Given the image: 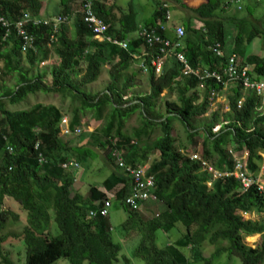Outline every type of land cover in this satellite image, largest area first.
I'll return each mask as SVG.
<instances>
[{
  "label": "trees",
  "instance_id": "obj_1",
  "mask_svg": "<svg viewBox=\"0 0 264 264\" xmlns=\"http://www.w3.org/2000/svg\"><path fill=\"white\" fill-rule=\"evenodd\" d=\"M109 1L102 0L95 4L96 12L112 25L111 35L130 41L128 50L95 40L94 33L85 25L80 12L74 23L75 38L68 35L67 24L63 25L51 47L49 42L53 33L47 26L30 29L38 39V50L27 56L22 53V41L16 35L6 43L1 42L4 31L0 27V65L6 74L20 76L14 89H0V206L3 207L8 198L17 202L27 213V225L20 237L26 246L24 264H57L61 260L70 264H115L123 249L115 241L108 219L87 218L88 211L100 208L106 195L97 187H93L85 197L72 195L69 191L71 183L65 179L66 172L61 164L72 159L94 158V152L90 148L78 150L63 138L60 131L62 112L45 105L21 111H11L6 106V102L14 106L23 103L30 95L39 92L69 94L80 104L70 123L72 130L80 125L83 112H94L96 119L101 121L107 108H111L109 123L102 133L90 137L89 145L104 146V141L111 143L109 136L119 137V147L125 150L124 159L128 165L136 168L149 161L151 155L159 153L150 168V173L156 179L158 200L166 206L159 216L145 220L140 213L128 209L125 200L131 186L123 174L118 176L114 173L105 182L110 190L124 185L118 191L116 201L129 214V219L123 225L124 230L141 236L135 250L137 259L145 264H213V260L204 257L203 245L227 243V247L216 248L214 259L225 251L241 264H264V221L244 220L240 216L243 213H264V196L256 188L243 192L234 178L214 181L210 189L208 182L212 176L203 172L198 162L191 160L190 154L198 150L183 152L171 133V122L175 118L187 125L189 142L196 148L198 142L194 136L200 131L204 133L201 155L218 170L233 169L234 161L228 150L235 144V150L245 149L249 152L248 167L251 174L257 176L258 165L262 161L258 152L264 150V110L258 112V108L260 105L264 107V104L250 93L246 105L239 110L237 103L243 93L241 88L234 89L228 98L231 123L224 126L219 134L214 133L212 129L221 121L220 113L208 115L211 92L214 90L217 95L223 96L222 86L208 83L206 89L201 91L196 78H183L175 56L167 59L161 76H157L151 65L147 64L150 93L143 98L124 101L129 89L133 88L134 78L121 85V77L134 66V54H139L146 47L137 36L130 37L139 30L134 11L117 17L115 5H109ZM223 1L211 0L191 10L194 19L202 24L205 31L194 28L191 23L182 24L186 37L181 40V52L192 69L221 72L225 60L216 58L209 47L216 43L224 47L228 36L226 22L238 21L241 30L235 39V53L241 58L240 66L253 68L250 73L252 81L259 82L261 79L264 82V60L255 56L243 58L248 43L257 37L264 38V29L257 25L247 31L244 20L220 18ZM42 10L41 0H0V14L14 20L25 13L42 17ZM162 14V11L158 14L155 12L154 18L145 25H155L159 17L162 19ZM50 53L60 60L51 72L52 87L45 83L44 76H31L32 73L25 67V62L29 67L44 64ZM104 60L111 62L110 76L113 82L104 94H86L82 89L96 84L102 77ZM164 93L175 96L176 102L163 100L166 111L162 114L159 102ZM137 112L141 115L142 124L129 135L124 131V125ZM156 126L161 127V134L151 142L145 140L151 139ZM38 143L40 150H36ZM40 152L48 161L44 165L38 158ZM53 212L61 231L58 236H53L50 230ZM7 221L17 223L19 216L9 210L0 212V264H13L3 250V244L10 238V235L2 236ZM178 225L182 226L181 236L172 244L159 248L158 232L169 234ZM257 234L262 235L260 248L247 247L244 237ZM248 240L251 243L255 238ZM183 249L191 250L193 260L183 254Z\"/></svg>",
  "mask_w": 264,
  "mask_h": 264
},
{
  "label": "rangeland",
  "instance_id": "obj_2",
  "mask_svg": "<svg viewBox=\"0 0 264 264\" xmlns=\"http://www.w3.org/2000/svg\"><path fill=\"white\" fill-rule=\"evenodd\" d=\"M46 1L48 3V8L50 10H53L55 8V1L58 0H41ZM165 0H112V5H115V13L117 17H119L121 14H128L131 10L134 11L136 14L137 22L138 24L145 25L147 21H150L152 18H154V13L156 11L155 7L157 3L164 2ZM170 2L171 0H167ZM244 6L245 9L239 13L235 12V15L237 16H243L244 19H246V30L253 29L258 24L262 25L264 28V0H261V2H255L251 0H244ZM77 4H74L76 7ZM172 5L174 6V9L172 8V23L173 24H179L181 21H187L188 11L186 10V4L180 5L177 3V0L172 1ZM236 9V6H234ZM76 10L78 11V7H76ZM155 10V11H154ZM70 19V22L66 25L69 28H73L74 24V16L73 11H70L68 13H65ZM43 17H46V13L43 15ZM228 26V38L231 39V33L233 29H237V25L231 24L227 22ZM131 38H134L135 35H131ZM75 38V37H73ZM257 41H261V38H257ZM144 49V48H142ZM46 65L38 64L33 67H29V64H27V69L30 70L32 73L31 76H39L42 75L45 77V83L52 87V78H51V72L53 68H56L59 65L60 60L58 57L50 53L49 59L46 60ZM83 70V65L82 68ZM110 69H111V62L109 60H104V72L100 80L93 85H90L84 89H82L83 92L86 94H92L94 96H97L99 94H104L108 91V88L110 87L111 83L113 82L111 76H110ZM83 74L81 75V77ZM80 78V77H79ZM130 78H134L133 81V88L129 89V92L127 94V97L124 98V101H127L130 98H143L146 95L150 93V83H149V76L148 74H144L138 65V62H135L134 66L131 70L125 75L121 77V85L122 83L125 84L127 80ZM20 80V76L18 74H6V71L2 65H0V89L2 88H10L14 89L18 86V82ZM1 92V91H0ZM163 99L159 102V111L162 114H165L166 107L163 103V100L169 101V102H176L175 96H169L168 93L163 94ZM38 105H45L48 107H55L59 109L63 117H66L71 123L73 117H74V111L75 109L80 107V104L72 98L69 94H56V93H45V92H39L37 94L30 95L29 98L23 102L19 103L17 105H12L9 102H6V106L11 111H21V110H31L34 109ZM111 108H107V112L105 115V118L101 121L96 119V115L94 112H83L81 115V122L80 125L77 127H80L82 129V134L80 136H76L75 134L67 137H63L66 141L70 142V145L76 146L78 150H82L84 148H90L92 151L96 154L94 158H89L88 160L80 159L75 162H77L81 169L78 171H69L65 173V179H68L71 183V188L69 189L70 193L72 195L78 194V195H84L87 196L89 194L88 186L92 187H100L103 188V183L107 179L111 177V171H115L119 174L122 173V171L116 169V166L112 163V159L110 158V154L108 149L106 148L107 143L104 141V146H94L89 145L90 137H92L95 133H102V130L107 126V124L110 121V113ZM228 119V118H227ZM198 122H201L198 120ZM230 122V121H229ZM204 123V122H203ZM142 124V118L139 112H137L135 115H133L131 118H129L125 125H124V131H126L129 135L132 134L133 129L139 128V126ZM172 130L171 133L176 138V144L181 148V150L188 151L189 153L191 151L198 150L199 154H202V142L203 139H205V134L201 131L198 132L197 135L194 136L195 141H197L198 147L196 148L193 143L191 144L189 142V133L187 129V125L184 124L182 121L177 120L176 118L172 120ZM224 128V127H223ZM264 130V128H263ZM161 134V127L156 126L154 127L153 135L151 136V139H145L149 140L150 142L154 139H156ZM114 135V134H113ZM140 144V142H139ZM138 144V145H139ZM232 144L231 147H234ZM195 149V150H194ZM159 153H155L151 155V158L149 162H154L155 159H158ZM152 162V163H153ZM260 168H263L264 166V160L262 161ZM75 178L77 180L76 184L74 182ZM77 184H80L79 186ZM119 189L115 190V194H117ZM2 210H9L12 211L14 214L19 216V222H9L7 221V227L5 231L2 233V236H9L10 238L3 244V250L5 253L9 256L13 264H24L25 263V255H26V246L24 244L23 239H21L22 231L24 227L27 225V213L23 211L21 206L10 199L7 198L5 204L3 207L0 206V212ZM166 210V206L158 201H152L150 198L147 199V201L144 204V211H148L149 213L153 214V216L157 213H162ZM145 219H148L144 216H142ZM247 217L248 220H252L255 222H261L264 215L259 216L257 213L251 214L250 216H244ZM129 219L128 212L122 207L120 202H114L113 208L110 210V217L109 222H111V227L113 228V235L114 239L117 243H120L123 247L122 253L119 257V261L115 264H145L142 260L137 259L135 257V250L140 244L141 236L137 233H128L126 230H124V223ZM10 221H13L10 219ZM180 228H182L181 225H178L177 228H175L172 232L169 234H166L163 231H159L157 234V245L159 248H164L165 246L172 244L175 240H177L181 236ZM53 232V236H58L61 231L56 221V215L53 212V220H51V229ZM183 232V229H181ZM254 237L255 240H252L251 243H249L248 238ZM244 243L247 247L258 249L260 248L261 242H262V235H252V236H245L244 237ZM217 247H227V243L219 244L218 246H214L208 243H205L202 247V253L204 254V257L209 260H213V264H241L240 261L237 258H234L230 256L228 253H224L221 256L213 258L214 251ZM183 254L187 255L188 258H191L193 260V253H191L190 249H183ZM1 261V259H0ZM57 264H70L66 260H61ZM192 264H201V263H195L192 262Z\"/></svg>",
  "mask_w": 264,
  "mask_h": 264
},
{
  "label": "built area",
  "instance_id": "obj_3",
  "mask_svg": "<svg viewBox=\"0 0 264 264\" xmlns=\"http://www.w3.org/2000/svg\"><path fill=\"white\" fill-rule=\"evenodd\" d=\"M81 6V13L83 15V21L85 25L92 31L95 38L101 43L111 44L121 50H128L130 41L121 40L110 34L112 25L108 24L105 20L99 17L96 12L95 4L101 0H76ZM244 0H228L227 9L236 6L240 10L243 9L242 4ZM163 12L162 20L157 21L155 25L140 26L139 30L135 34L142 40L146 49L144 52L134 54V60L138 62L140 70L144 74L149 73L147 64L151 65V68L155 70L157 76L163 74L165 62L170 56H175L181 66V73L183 78H196L199 82V89L204 91L208 83H214V86H222L223 96L217 95L214 90L211 92V104L209 105L208 115H211L218 111L219 103L223 104L227 102L225 110L230 111L228 106V98L232 94L234 89L241 88L243 97L238 100L237 108L243 109L247 103L248 95L250 93L261 101L264 100V83L254 82L250 76V66L241 67L239 61V55L233 54L226 57L224 48L220 43H216L209 47V51L216 57L225 60V66L221 72L213 71L209 72L207 69L200 68L194 70L188 64L186 57L181 52L182 45L181 40L186 37V29L181 25L172 24V14L169 11V5L163 3L161 6ZM70 22V19L65 14H59L52 18L37 17L31 13H25L19 19L14 20L3 14H0V27L4 31V37L1 42L6 43L16 35L22 41V53L27 56L32 51H37V37L32 33L33 28H42L47 26L53 33L50 38L49 47L56 39L60 28ZM31 29V30H30ZM205 31L203 28H201ZM168 33H171L169 35ZM44 66L46 65L43 64ZM221 102H218V101ZM225 104V103H224ZM226 105V104H225ZM262 106V105H260ZM214 109L216 111H214ZM218 109V110H217ZM259 111L262 108H258ZM207 115V116H208ZM229 122H224L222 125H215L212 129L214 133L219 134L224 126L229 125ZM60 131L62 136L67 137L75 134L80 136L82 129L75 127L71 129L70 123L66 117L62 118L60 123ZM111 143H107V149L112 159V163L116 166V169L122 171L123 176L129 180L131 191L129 192L125 204L129 210L142 213L144 211V204L147 199L152 201H158L156 195V179L155 176L150 173V164L148 162L139 164L136 168L128 165L124 159V152L119 147V137L114 138L109 136ZM41 145H36V150H40ZM9 151L12 149L9 148ZM228 153L232 156L234 161L232 170H218L212 163L203 158L198 151L191 153V160L200 164L201 170L212 176V180L208 182V187L213 188L214 181H225L228 178H234L241 186V190L246 192L251 188H256L259 194L264 196V182L261 181L259 176L251 174L248 167L249 152L245 149L235 150L234 147H230ZM39 161L42 165L47 163V159L43 152L38 155ZM65 172L78 171L81 166L75 162L74 159L66 161L61 164ZM113 207L112 199L108 198L96 210H90L88 212V219L95 220L99 217L109 218L110 210ZM158 216V215H157Z\"/></svg>",
  "mask_w": 264,
  "mask_h": 264
},
{
  "label": "crops",
  "instance_id": "obj_4",
  "mask_svg": "<svg viewBox=\"0 0 264 264\" xmlns=\"http://www.w3.org/2000/svg\"><path fill=\"white\" fill-rule=\"evenodd\" d=\"M101 1H99V2H101ZM172 1L173 0H171L170 2H168L167 0H165L164 2L157 3V5L155 7V9L156 8L157 9H156V11L154 10L156 12V14H158V12L159 13L161 12V6H162L163 3H167L169 5V11L172 14V8L174 9V6L172 5ZM210 1L211 0H177V3H179L180 5H182V3L183 4H186V10L188 11V16H187V19L188 20L187 21H181V22H179V24H173V23L172 24L173 25H180L181 26L182 24H187V23L190 24L191 23L194 28H196L198 30H201L202 24L199 21H197L196 19H194V16H193V13L191 12V10L197 9V8L201 7L202 5H205V4L209 3ZM251 1H254V0H251ZM99 2H97V3H99ZM223 2H224V5H223V9H222V13H221V17L220 18H223V19H233L234 18V19H236V21H237V19L246 21V19H244L243 16H237V15H235V12L236 11L239 12V13H241L245 9L244 2L242 4V7H243L242 10H240L238 7H236V9H235L234 6L233 7H230L229 9H227L226 8L227 7L226 4H227L228 0H224ZM255 2H261V0H255ZM74 4H77L76 7H78V11L76 10V12H75L76 7L74 6ZM108 4L109 5H112V0H110L108 2ZM80 7L81 6H80L79 2L76 1V0H63V3L61 2V0H58V1H55V8L53 10H50L48 8V3L46 1H44L43 2V10L41 12V16L43 17V15L46 13V17L45 18H52V17H54L56 15H59L61 13H68L70 11H73V15H76V14H78L80 12ZM162 17H163V14H162ZM75 19H76V16H74V23H75ZM172 19H173V17H172ZM159 20H162V19L159 17L157 19V21H159ZM229 23L237 25V29L235 30L232 27L231 28V30H232L231 39H229L228 36H227V39L225 40V44H224V47L223 48H224V52H225L226 57H229L230 55H233L235 53V39H236L237 35L239 34V32L241 30L240 27L238 26V21H237V23H233V22H229ZM245 24H246V22H245ZM258 25H259V27H261L262 29H264L262 27V25H260V24H258ZM140 26H145V25L139 24V27ZM146 26H148V25H146ZM226 27H227V30H228L227 22H226ZM168 34L171 35V33H168ZM68 35L71 38L75 37V26H74V24H73V28H70V31H69ZM257 38H261L262 40L261 41H257L256 40ZM257 38H255L250 43H248V45L246 46V53H245V55H244L243 58H247L249 56H253V57L255 56L257 58H260V59L264 60V38L263 37H257ZM94 39L97 40L95 37H94ZM97 41L100 42L99 40H97ZM142 52H144V49H141L140 50V53H142ZM240 59L241 58L239 56V61H240ZM25 67L27 68V64H25ZM252 72H253V68L250 67V73L252 74ZM258 81L260 83H264L261 79H259ZM250 95L251 94H249L248 97ZM223 100H224L223 104H220L219 103L220 106L217 107L219 110L217 109L218 111H216L214 109V111H216L215 113H220V121L221 122H220V124H217V125H222L224 122H229L231 120V118L229 117V115H231L230 111L225 110V108L227 107V102H225V99H223ZM218 102H221V101L219 100ZM262 104H264V100H263ZM259 107L260 108H263L262 111H261V112H263L264 107L263 106H259ZM258 112H260V111H258ZM227 117H228V119H227ZM229 123H231V121ZM263 128H264V125H263ZM258 153L262 156V161H263L264 160V150L263 151H259ZM94 156H96L95 153H94ZM262 161H261V163L263 164ZM261 163H259V165H258V172L257 173H258V176L261 179V181L264 182V166H263V168H260V167H262L261 166ZM114 173L116 175L119 174V173L116 172V170L115 171L112 170L111 171V177L109 179L112 178V176H113ZM72 178H73V176H72ZM73 179H74V182L76 184L77 180L75 178H73ZM109 179H107V180H109ZM106 181H104V183H103V188L98 187V189H99V191L103 192L106 195V200L108 198L112 199L113 206H114V202H116V199H117V196H118L117 194H115V190L116 189H119L118 191L120 192V190L124 187V185L123 184L122 185H118L115 188V190H110V189H107L106 186H105V182ZM77 185L79 186L80 184H77ZM71 186L72 185H70V187ZM92 189H93L92 186H88V190L89 191L92 190ZM119 192H117V193H119ZM81 196H84V195H81ZM155 217H157V215H154L153 216V214H151V216H148L147 217L148 219H145V218L144 219L145 220H151V219H153ZM261 218H263L262 220H264V217H261Z\"/></svg>",
  "mask_w": 264,
  "mask_h": 264
},
{
  "label": "clouds",
  "instance_id": "obj_5",
  "mask_svg": "<svg viewBox=\"0 0 264 264\" xmlns=\"http://www.w3.org/2000/svg\"><path fill=\"white\" fill-rule=\"evenodd\" d=\"M167 4V3H166ZM80 13H81V7H80ZM82 14V13H81ZM45 62H47V61H45ZM45 62H44V64H45ZM129 100V99H128ZM127 100V101H128ZM149 164H150V168H151V165L153 164L152 162L150 163L149 161H147ZM146 163V162H145ZM126 205V204H125ZM127 206V205H126ZM92 210H96V209H92ZM90 211V210H89ZM88 211V212H89ZM138 213V212H137ZM142 216H144V217H148V216H151V213H149L148 211H143L142 213H140ZM87 215H88V213H87ZM155 215H160V213H157V214H155ZM250 216L251 215V213H243V214H240V216L244 219V220H248L247 219V217L245 218L244 216ZM261 215H264V213H261L259 216H261ZM88 218V217H87ZM100 218V217H99ZM99 218H97V219H99ZM103 218V217H102ZM105 219H108L109 220V218H105ZM96 220V219H95ZM253 249V248H252Z\"/></svg>",
  "mask_w": 264,
  "mask_h": 264
}]
</instances>
